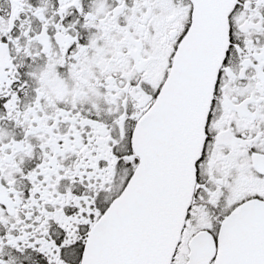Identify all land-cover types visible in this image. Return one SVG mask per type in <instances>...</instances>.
Segmentation results:
<instances>
[{
    "label": "snow or ice",
    "instance_id": "6c2138e0",
    "mask_svg": "<svg viewBox=\"0 0 264 264\" xmlns=\"http://www.w3.org/2000/svg\"><path fill=\"white\" fill-rule=\"evenodd\" d=\"M0 264H264V0H0Z\"/></svg>",
    "mask_w": 264,
    "mask_h": 264
}]
</instances>
